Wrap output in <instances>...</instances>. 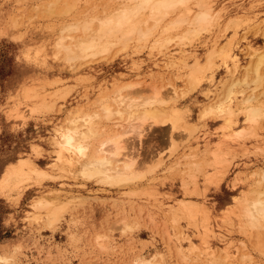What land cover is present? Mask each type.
<instances>
[{"label": "bare ground", "instance_id": "6f19581e", "mask_svg": "<svg viewBox=\"0 0 264 264\" xmlns=\"http://www.w3.org/2000/svg\"><path fill=\"white\" fill-rule=\"evenodd\" d=\"M80 1L82 2L75 0L61 8L62 16L76 17L69 23H62L52 45L51 54L66 63L70 62V66L99 56L105 59L115 48L123 51L131 46L137 49L146 47L157 53L161 66L172 77L185 79L192 87H189L190 91L198 88L219 62L226 66L231 76L241 66L234 57L232 45L237 35L236 29L251 20L248 17L249 0H225L227 2L222 1L223 4L220 2V5L218 0H109L105 4L89 7L92 9L90 12H82L85 15L81 16L79 13L78 16L75 11L78 10ZM228 13L229 16L225 19ZM217 27L220 29V36L210 39V34ZM206 34V45L205 41L203 43L206 46L205 54L200 58L197 51H191L190 48ZM221 40L224 41L218 47ZM257 52H254L256 59L248 64L243 75L233 76L234 79L232 77V80L223 83L215 102L204 109L199 122L194 123L189 131H181L179 123L171 122L174 110L171 93L179 92L178 86L176 88L172 84L170 92H164L162 87L152 86L145 92L147 94L142 95L140 92L135 97L134 89L141 82L122 83L121 86L116 85L118 87L112 89V92L100 96L92 107L70 110L66 121L54 127L51 143L49 142L54 158L50 167L55 168V172L63 173L52 175L51 171L39 165L33 157L38 156L39 152L32 144L30 154H22L5 164L0 173V188L14 192L21 190L30 181L48 176L49 179H60L67 173L83 182L94 179L102 184L124 189L127 195L145 196L147 203L151 201V204L160 206L161 211L169 212L171 228H167L166 233L171 241L176 239L173 243L177 251L174 250L184 263L264 264V168L252 171L247 178L235 179L232 183L234 186L249 182L238 190L231 205L218 214L208 203L207 192L201 189L199 182L202 179L204 184H209L214 182L216 176L218 181L224 178L229 172L232 153L244 150L242 141L256 134L264 124V51L261 54ZM229 58L233 59L230 63ZM156 63L159 66L161 64ZM133 65L136 66L134 63ZM54 84L46 78H32L26 81L17 94L25 92L31 105H39L44 98L51 96L46 90L48 88L44 90L42 85ZM257 89L260 92L257 93ZM186 92L181 94L189 91ZM207 118L218 121L212 144L206 143L204 148L207 149H203L201 154L196 153L197 148L194 153L188 154L191 159L188 162L191 164L187 175L190 179L183 176L180 179L181 196L170 197L167 193L161 196L157 180L161 178L159 183L164 182L158 173L160 171L155 168L167 165L165 157L157 158L156 167L147 166L143 169L136 140L141 142L147 130L170 122L169 131L178 129L186 139L193 138L192 141L198 146V133L205 126L203 121ZM104 121L115 124L118 128L107 131L104 127L106 125L103 126ZM173 135L175 134L170 136L172 141ZM188 162L185 164L188 165ZM56 190L53 188V195L41 193L34 197L23 219L28 222L43 220L50 225L59 221L73 199H63L59 193L55 194ZM183 221L185 224H182ZM185 225L192 228L194 234H189ZM226 225L235 226L241 237L238 241L231 242L232 246H216L211 238L213 232L215 228ZM179 235L189 241V252L185 251L184 241L179 240ZM99 244L102 248L105 247L101 242ZM157 258V254H140L130 264H165L161 257L159 260ZM9 262L11 258L0 254V264Z\"/></svg>", "mask_w": 264, "mask_h": 264}, {"label": "rangeland", "instance_id": "374dc122", "mask_svg": "<svg viewBox=\"0 0 264 264\" xmlns=\"http://www.w3.org/2000/svg\"><path fill=\"white\" fill-rule=\"evenodd\" d=\"M74 1L0 0V173L7 162L22 154H30L32 144L39 152L38 156H33L39 165L51 171L52 175L63 173L55 172V168L50 167L54 161L50 145L54 127L66 121L70 110L92 107L100 96L112 92L122 83L141 82L134 89L135 97L140 92L142 95L147 94L145 92L152 86L162 87L164 92H170L172 84L176 88L178 86L179 92L171 93L174 98L171 122L179 123L181 131H189L194 123L199 122L204 109L215 102L223 83L232 80L233 76L243 75L248 64L257 57L254 52L259 51V54L264 51V0H249L248 17L251 20L236 29L237 35L232 45L234 57L241 65L233 76L219 62L212 74L198 88L190 91L185 79L172 77L161 66L162 62L158 60L156 52L146 47L137 49L135 46L123 51L115 48L117 51L114 49L105 59L99 56L80 61L81 67L79 64L70 66V62L57 59L51 52L59 27L62 28L63 24L76 17L60 14L65 6ZM107 1L109 0H82L75 13L78 16L79 13L81 16L85 15L82 12H90L92 9L89 7L102 5ZM222 1L225 0L217 2L220 5ZM227 16L229 13L225 19ZM219 33L220 29L217 27L210 34V39L218 38ZM206 36L207 34L195 44V48H190L191 51H197L200 58L205 54ZM223 41L218 43V47ZM232 60L229 58L228 63ZM155 61L161 63L160 66ZM32 78H46L56 84L42 85L44 90L48 88L46 90L51 96L44 98L39 105H31L25 92L17 94L26 81ZM183 91L187 94L182 95ZM256 92H260L259 89ZM107 123L103 122L107 131L118 128L115 124ZM169 124L170 122L147 130L141 142L136 140V147L140 151V160H143V169L147 166L156 167L157 158L165 157L167 165L155 168L160 171L158 173L164 182L160 184L161 178L157 180L161 196L167 193L170 197H180V179L182 176L190 179L187 175L191 164L188 162L191 160L189 155L195 151L201 154L203 149H207L204 147L208 143L212 144L218 121L212 118L203 121L205 126L198 133V146L192 141L193 138L187 140L178 129L169 131ZM171 134H175L174 144ZM242 143L245 151L239 149L232 153L229 172L224 178L218 181L216 176L214 182L209 184H204L202 179L199 181L216 214L229 207L238 190L249 182L234 186L232 183L235 179L247 178L252 171L264 168V124L256 134ZM70 175L67 173L60 179H49L48 176L33 180L26 183L19 192L0 188V254L11 258L9 264H130L140 254H157V259L161 257L165 264H187V261L184 263L176 255V239L171 241L166 233L167 228H171L169 212L161 211V207L151 204V201L147 203L145 196H130L119 187L102 184L94 179L83 182ZM53 188L57 189L55 194L59 193L63 199H73L62 218L52 225L43 220L25 221L23 216L30 208L31 200L41 193L53 195ZM184 227L192 235L194 230L187 225ZM240 237L235 226L226 225L215 228L211 238L220 247L232 246L231 242L238 241ZM179 240L184 241L185 251L189 252V241L182 235H179ZM99 242L105 247L102 248Z\"/></svg>", "mask_w": 264, "mask_h": 264}]
</instances>
